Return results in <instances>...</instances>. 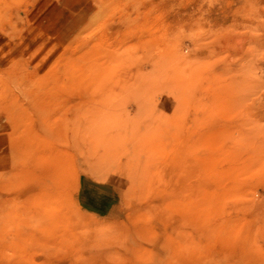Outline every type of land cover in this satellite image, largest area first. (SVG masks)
I'll use <instances>...</instances> for the list:
<instances>
[{
	"label": "rangeland",
	"instance_id": "obj_1",
	"mask_svg": "<svg viewBox=\"0 0 264 264\" xmlns=\"http://www.w3.org/2000/svg\"><path fill=\"white\" fill-rule=\"evenodd\" d=\"M64 1L0 0V264H264V0Z\"/></svg>",
	"mask_w": 264,
	"mask_h": 264
},
{
	"label": "crops",
	"instance_id": "obj_2",
	"mask_svg": "<svg viewBox=\"0 0 264 264\" xmlns=\"http://www.w3.org/2000/svg\"><path fill=\"white\" fill-rule=\"evenodd\" d=\"M83 2H79L77 4V7L80 8L82 7ZM42 6H47L48 10H45L44 14L39 16L37 15L38 19H36V21L38 23H44L43 29L46 30L49 24H52L53 22H57V23H63V22H67V14L72 12V7L69 6L68 2H65L64 0H37V3L35 4V8L38 11L39 8H41ZM71 9V10H70ZM53 11V14H47V12H51ZM78 10L76 9V12ZM56 12V14H55ZM64 12V13H63ZM68 12V13H67ZM34 17H36L34 15ZM35 19V18H34ZM31 29V28H30ZM33 29V28H32ZM36 29V28H34ZM29 30L27 32V37H26V42H27V46H32V48L35 47L36 44H34V35H35V30ZM39 30V29H37ZM32 31V32H31Z\"/></svg>",
	"mask_w": 264,
	"mask_h": 264
}]
</instances>
